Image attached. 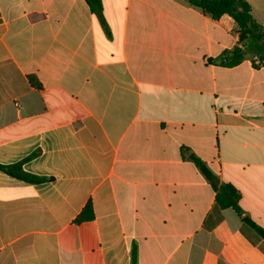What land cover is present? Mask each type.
<instances>
[{
    "label": "crops",
    "instance_id": "1",
    "mask_svg": "<svg viewBox=\"0 0 264 264\" xmlns=\"http://www.w3.org/2000/svg\"><path fill=\"white\" fill-rule=\"evenodd\" d=\"M101 3L0 0V164L43 179L0 170V264H264L243 221L264 229V66L209 63L239 44L230 15Z\"/></svg>",
    "mask_w": 264,
    "mask_h": 264
},
{
    "label": "trees",
    "instance_id": "2",
    "mask_svg": "<svg viewBox=\"0 0 264 264\" xmlns=\"http://www.w3.org/2000/svg\"><path fill=\"white\" fill-rule=\"evenodd\" d=\"M94 10L102 14L101 0H91ZM192 6L202 9L214 19H220L223 15H230L238 26L239 44L231 50H226L221 56L209 60V63L224 67H234L243 63L247 57L251 56L264 66V26L259 24L252 13V7L247 0H187ZM254 66H258L253 61ZM189 152V159L193 161L202 171L208 181L216 190V202L221 209H234L239 215L243 214L240 207V192L231 184L219 185L218 177L211 168L196 154ZM0 170L19 179L31 183L41 182L43 179L26 173L22 165L6 166L0 164ZM94 213L91 202H89L76 222L93 220ZM243 221L253 228L264 238V229L253 222L249 217H244ZM132 264H138L137 249L132 251Z\"/></svg>",
    "mask_w": 264,
    "mask_h": 264
}]
</instances>
